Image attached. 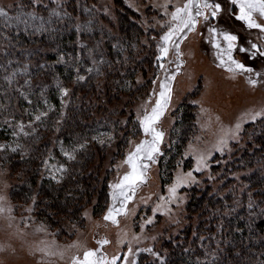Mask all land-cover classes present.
I'll use <instances>...</instances> for the list:
<instances>
[{
    "label": "rangeland",
    "instance_id": "374dc122",
    "mask_svg": "<svg viewBox=\"0 0 264 264\" xmlns=\"http://www.w3.org/2000/svg\"><path fill=\"white\" fill-rule=\"evenodd\" d=\"M119 1L133 12L127 14L131 22L139 25L142 36L139 44H127V47L120 45L118 16L125 11H116L117 0H38L36 3L32 0H0V7L8 14L7 17L0 15V24L3 26L35 33L42 30L49 34L61 33L64 27L67 32L74 30L80 49L75 61L82 72L72 82L54 79L57 104L45 99H42L43 104H38L41 98H37L36 102L25 90L33 83L29 81L32 75L29 59L7 62L10 69L4 78L11 85L13 96L6 100L0 113V145H5L0 148V196L4 197L0 204L5 208L4 212H0V264H71L72 255L77 254L82 258L83 251L88 248H100L101 254L109 260L113 256L120 257L117 264H125L123 258L126 254L127 264H132L133 260L136 264L160 260L166 255L162 249L163 242H172L187 223L186 204L190 190L201 187L204 181L212 182L222 169L228 171L230 167L227 164L234 160L236 152L248 146L249 140L260 134L264 126V116L252 120L244 115L264 110V55L260 54L264 53V33L259 29H249L243 21L236 19L237 6L230 0H216L222 5L217 17H210V23L199 18L195 31L186 32L185 38L177 41L182 53L178 60L176 50L171 46L166 57L157 59L160 56L158 45L161 44L160 37L171 26L170 13L175 7L182 6L185 0ZM29 12H35L36 16L28 17L27 24L15 19L17 16L24 19ZM257 19L264 23V18ZM55 21L60 24L53 28L52 23ZM209 26L229 31L238 37L232 55L251 67V73H230L219 66ZM252 44H256L259 50L251 48ZM106 45L112 53L121 55L124 67L132 65L128 61L131 53H140L143 59H147L139 64L143 68L142 72L134 70L136 86L131 94L127 93L130 99L122 112H117L120 115L117 117L115 113L114 119L96 117L94 121L92 135L98 139L96 147L102 150L101 155L104 154L102 160L101 155H97L94 160V164L100 162L101 172L97 180L94 182L92 178L89 179L94 193L90 194L88 201L87 198L82 199L85 202L81 205L79 217L71 219L68 216H55L51 206L43 203L37 188L43 182L58 184L62 181L68 164L73 160L64 153L68 152L74 157L75 149L66 138L59 136V125L48 129L47 124L50 118H55L56 124L61 123L62 117H67L65 113L83 106V101L92 105L93 97L91 102H87L89 95L80 90L79 84L82 82L79 77L85 79L91 74L96 79L105 80L108 73L114 72L110 71L118 61L116 57L109 58ZM221 46H225L222 39ZM253 52L256 55L253 56ZM50 66L53 67V64ZM40 69L44 71L46 67ZM118 74L124 75L122 70ZM172 75L171 100L156 124L164 133L159 144L160 151L155 154L154 161H146L148 167L144 172L145 178L137 183L133 198L127 202V215L117 216L118 224L106 221L104 216L109 206L120 207L119 200L114 204L113 192L116 190L111 185L119 183L130 170L124 163L128 153L141 140L151 139L140 126L139 117L145 109L151 111L160 91V82ZM249 78L258 83L250 85ZM17 80L22 82V86L17 84ZM62 89L68 90L67 95ZM183 101L193 106L187 132V136L189 133L190 136L184 141L179 128ZM52 112L54 116L49 117ZM37 116H40L39 120ZM238 122L241 127L235 138H232ZM21 124L23 131L19 127ZM45 133L50 134L51 143L44 144L46 147L42 145V153L39 152V169L36 185L33 186L31 176L27 177L22 172L27 170L24 159L29 156L28 144L40 140V134L45 136ZM226 135L227 145L223 151L218 150L221 137ZM17 145L20 147L17 148ZM180 145L181 153L177 154ZM14 148L15 151L12 150ZM201 155L206 157L208 167H201L198 171L197 157ZM11 158L13 162H9ZM60 165H63V169L57 171ZM189 172L194 179L177 188L179 199L165 204L169 187L178 176ZM100 187L104 189L102 204L98 199ZM26 188H31V192L23 199L19 192ZM157 206L161 210L154 212ZM8 208L12 211L8 212ZM150 217L152 223H146ZM173 225L178 227L172 228ZM40 228L44 231H39ZM103 239L109 242L99 244L98 241ZM73 242H79V247L69 248ZM172 243L175 245L176 242ZM45 244L52 245L54 250H63V257L45 256L38 250ZM129 248L132 249L131 254Z\"/></svg>",
    "mask_w": 264,
    "mask_h": 264
},
{
    "label": "trees",
    "instance_id": "16d2710c",
    "mask_svg": "<svg viewBox=\"0 0 264 264\" xmlns=\"http://www.w3.org/2000/svg\"><path fill=\"white\" fill-rule=\"evenodd\" d=\"M116 8V11H125L118 16L120 45L127 47V44H139L141 30L139 25L129 20L127 14L133 12L119 0ZM59 24L60 22H53V28ZM65 28H61V33L49 34L42 30L37 33L26 32L0 24V113L6 100L13 96L12 87L4 78L10 69L7 64L9 60L17 62L29 59L32 70L29 81L33 82L32 85L30 83L33 88L29 86L25 90L33 100L41 98V101L36 100L38 104H43L42 99L57 104V91L53 84L55 78L72 82L75 76L82 73L79 63L75 61L77 54H80L76 44L77 33L74 30L67 32ZM106 49L109 58H117V65L110 71L114 72L106 73L105 80L96 79L90 74L88 78L81 80L82 83H78L80 90L89 95L87 102H91L93 97L92 105L83 101V106L66 112L67 117H62L61 123L56 124L55 118H50L47 124L48 129L59 125V136L66 138L75 149L74 158L68 164L62 181L58 184L43 182L37 188L43 203L51 206L55 216H68L71 219L79 217L81 205L85 202L82 199L87 198L88 201L90 194L94 193L89 179L92 178L94 182L97 180L101 172L100 162L94 164V160L102 153L96 147L98 139L92 135V127L96 123L94 121L96 117L114 119L115 113L117 117L120 115L117 112H122L130 99L126 96L127 93L131 94L136 86L134 70L142 72L143 68L139 64L147 59H143L140 53H131L128 61L133 66L124 67L121 55L112 53L108 45ZM52 64L53 67L50 66ZM41 67L46 69L42 71ZM121 70L124 75L120 76L118 73ZM17 84L22 86L19 80ZM188 104L184 101L181 103L179 128L182 130L183 141L190 136V133L187 136V132L190 109L193 106ZM48 116L53 117V112ZM46 134H40V140L28 144L29 156L24 159L27 170L22 172L27 177L31 176L33 186L36 185L39 169V152L42 153V145L51 143L50 134ZM248 143L227 164L230 167L228 171L222 169L212 182L204 181L201 187L190 190L186 204L187 223L172 241L176 242L175 245L169 241L163 242L162 249L166 255L149 264H264V126L261 127L260 134L255 135ZM180 153L181 145L177 150V154ZM9 162H13V159H9ZM227 175L230 176L225 178ZM95 185L96 183L94 187ZM31 188L21 189L20 196L27 198ZM98 199L99 203L104 201L103 188L100 189ZM250 202L252 208L248 207ZM177 227L178 225H173L172 228Z\"/></svg>",
    "mask_w": 264,
    "mask_h": 264
},
{
    "label": "snow or ice",
    "instance_id": "6c2138e0",
    "mask_svg": "<svg viewBox=\"0 0 264 264\" xmlns=\"http://www.w3.org/2000/svg\"><path fill=\"white\" fill-rule=\"evenodd\" d=\"M33 3L38 2V0H32ZM230 2L238 7V12L236 13V19L243 21L244 24L249 29H259L264 33V23L258 22L257 17L264 18V0H230ZM167 9V4L164 5ZM222 11V5L216 0H185L182 6L175 7L174 11L170 13L171 21L170 27L168 30L160 37L161 44L158 45L160 50V56L157 59L166 57L169 52V47H173L177 53V59L179 60L180 55V44L178 40H183L185 38L186 32L195 31L197 24L199 23V18H203L204 21H209L210 17L215 18ZM165 14H168L167 12ZM0 15L7 17V12L3 7H0ZM59 15V13H57ZM35 12L27 13L24 19H21L20 16L15 17L16 20L21 23L27 24L28 17L35 18ZM209 33H211V43L216 48V55L220 61L219 66L227 69L228 72H249L251 73L253 69L246 66L244 63L234 59L232 52L236 48V41L238 37L229 31L218 29L216 27L209 26ZM221 39L225 42V46H221ZM251 48L258 49L256 44H252ZM245 51V49H241ZM264 55V53H260ZM252 55H256V52H253ZM182 63V61H180ZM162 68L164 65H160ZM91 71V69H89ZM177 71H179V64L177 65ZM256 75H260L257 73ZM79 79H84V77H79ZM174 79V75L169 76L164 81H161L159 84L160 91L156 97L154 105L151 107V111L145 109L144 114L139 117L140 126L143 128L144 133L147 136H150L151 139L141 140L138 144L135 145L134 150L130 151L124 161L129 166V171L124 174L120 179L119 183L111 185L116 191L113 192V201L114 204L119 200L120 207H115L110 205L107 213L104 216L106 221H111L112 223L118 224L117 216L121 214L127 215V202L133 198L135 193V186L138 182L144 180V172L148 167L146 161H154L155 154L159 153V144L162 142L164 133L156 127L157 122L160 117L164 114V110L167 108L169 101L171 100V80ZM250 85L255 86L258 81L255 79H248ZM62 92L67 95L68 90L62 89ZM43 115V114H42ZM244 115L249 116L250 119L255 120L258 116H264V110L256 111L251 114L245 113ZM37 120L40 119V116L36 117ZM20 130L23 131V125H19ZM241 124L238 122L235 125V131L232 132V138H235L236 132L239 131ZM231 131V130H230ZM27 135V133H25ZM15 135V133H14ZM227 145V135L221 137L218 150L223 151V148ZM5 145H0V148H4ZM20 147L17 145V148ZM81 147H83L81 145ZM15 151L16 149H12ZM69 159L74 157L68 153H64ZM201 167H208L206 163V157L201 155L197 157V170ZM63 169V165H60L56 170L60 171ZM55 178V177H54ZM192 177L191 172L178 176L176 181L168 189V198L165 201V204L179 199L177 196V188L181 184L188 183ZM4 197L0 196V201H3ZM163 200L164 198L161 197ZM249 208H252V203L248 205ZM160 206L153 209L154 212L160 211ZM166 210V209H165ZM5 208L0 204V212H4ZM8 212H11L12 209L8 208ZM146 223H152V218L150 217ZM143 227V225L141 226ZM39 231H44L43 228L38 229ZM107 239L98 241L99 244L103 245L108 243ZM69 248L79 247V242H73V244L68 246ZM45 256H56L59 255L63 257V250H54L52 245L45 244L44 247L38 249ZM137 251H140L137 249ZM143 251L151 252L152 249H144ZM129 254L132 253V249L129 248ZM153 255L158 256V253H153ZM120 259L118 256H113L110 260L103 254H101L100 248L96 249H85L83 251V256L74 254L71 257V264H117V260ZM124 262L127 264V254L124 256ZM162 259V258H161ZM132 264H136L135 260L132 261Z\"/></svg>",
    "mask_w": 264,
    "mask_h": 264
},
{
    "label": "bare ground",
    "instance_id": "6f19581e",
    "mask_svg": "<svg viewBox=\"0 0 264 264\" xmlns=\"http://www.w3.org/2000/svg\"><path fill=\"white\" fill-rule=\"evenodd\" d=\"M2 233L6 234V232H2Z\"/></svg>",
    "mask_w": 264,
    "mask_h": 264
}]
</instances>
